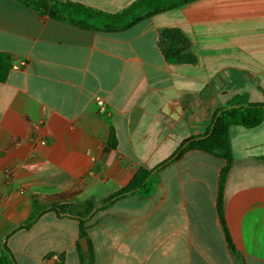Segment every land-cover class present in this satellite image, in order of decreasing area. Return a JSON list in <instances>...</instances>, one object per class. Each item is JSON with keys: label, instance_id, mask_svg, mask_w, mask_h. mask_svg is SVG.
<instances>
[{"label": "crops", "instance_id": "1", "mask_svg": "<svg viewBox=\"0 0 264 264\" xmlns=\"http://www.w3.org/2000/svg\"><path fill=\"white\" fill-rule=\"evenodd\" d=\"M61 1L118 14L137 0ZM171 28L190 39L194 64L165 60L160 33ZM0 51L14 65L0 82V258L6 244L18 264H82L78 220L47 212L17 228L35 201L106 199L205 134L236 96L264 103V0H197L116 32L0 0ZM229 139L225 222L239 256L217 212L226 161L191 150L159 173L152 196L91 218L92 264H264V121L231 126Z\"/></svg>", "mask_w": 264, "mask_h": 264}, {"label": "trees", "instance_id": "2", "mask_svg": "<svg viewBox=\"0 0 264 264\" xmlns=\"http://www.w3.org/2000/svg\"><path fill=\"white\" fill-rule=\"evenodd\" d=\"M37 12L41 16L67 22L76 27L102 32H116L133 27L159 13L166 12L197 0H137L131 6L118 14H109L71 1L61 0H15ZM159 48L168 63L194 64L196 57L191 51L190 39L179 29H164L160 33ZM14 68L13 56L0 51V82L9 78ZM264 121V103L249 102L245 95H238L227 106L218 109L213 117L212 124L203 135L193 136L183 141L175 152L153 169L141 167L131 181L110 197L97 201L89 199L84 202L72 201L73 196L59 194L44 197L35 201L34 210L30 219L20 224L18 229H28L43 214L55 212L59 216L71 217L79 221V241L77 248L84 264L94 261V253L82 250L80 241L88 239V223L99 211L111 207L118 200L137 195L142 198L150 197L155 192L159 182V173L167 166L181 159L191 150H200L226 161L221 170L217 196V212L223 226L225 237L231 252L237 256L240 253L234 247L229 230L225 222V184L233 165V154L229 139L231 126L254 128ZM116 145L114 131L111 132L109 147ZM0 264H18L12 251L4 244ZM243 264V263H241Z\"/></svg>", "mask_w": 264, "mask_h": 264}, {"label": "built area", "instance_id": "3", "mask_svg": "<svg viewBox=\"0 0 264 264\" xmlns=\"http://www.w3.org/2000/svg\"><path fill=\"white\" fill-rule=\"evenodd\" d=\"M21 66H25V62L22 63ZM17 68H20V67L18 66ZM97 103L99 106H103V101L101 99H98ZM6 173H7V179L11 180L12 179V172L10 170H7ZM52 258L56 261H60L59 255H54Z\"/></svg>", "mask_w": 264, "mask_h": 264}, {"label": "water", "instance_id": "4", "mask_svg": "<svg viewBox=\"0 0 264 264\" xmlns=\"http://www.w3.org/2000/svg\"><path fill=\"white\" fill-rule=\"evenodd\" d=\"M80 244H81V247H82V250L84 251V252H87L88 250H89V245H88V242H87V239H82L81 241H80Z\"/></svg>", "mask_w": 264, "mask_h": 264}]
</instances>
